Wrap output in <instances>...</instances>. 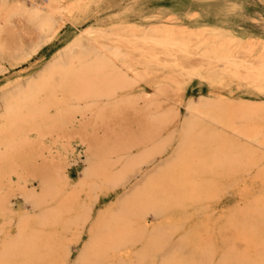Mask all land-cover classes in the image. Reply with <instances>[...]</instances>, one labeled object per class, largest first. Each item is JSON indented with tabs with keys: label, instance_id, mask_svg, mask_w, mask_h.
Wrapping results in <instances>:
<instances>
[{
	"label": "bare ground",
	"instance_id": "bare-ground-1",
	"mask_svg": "<svg viewBox=\"0 0 264 264\" xmlns=\"http://www.w3.org/2000/svg\"><path fill=\"white\" fill-rule=\"evenodd\" d=\"M92 1L0 0V56L10 50L3 35L17 21H24L42 40H49L63 25L59 19H76L87 12ZM115 27L109 32L98 30L93 37L74 39L46 63L38 79L16 86L0 99V185L10 181L11 174L19 175L16 169L22 166L21 171L36 153H42L38 150L46 134L66 129L76 121V115L82 120L81 130H85L104 121L106 113L139 103L129 93L146 69L134 70L126 62L128 55L123 48L145 51L147 65L155 61L156 53L143 48L160 50L183 73L178 62L191 56L196 40L192 32L187 35L162 26L138 33ZM205 34L213 38L205 58L230 69L234 77H240V69L244 70L243 81H249L253 91L264 98V42L254 61H247L237 58L235 52L245 51L250 56L255 51L253 43L234 45L235 40L218 30H206ZM240 58L243 61L238 63ZM195 67L191 70L194 75L198 74ZM164 89L168 90L159 85L151 96L143 95V109L150 113L158 110L160 105L156 106L153 95L163 96ZM219 99L189 101L183 107L184 116L177 107L159 113L147 120L141 140L130 146L125 142L129 147L121 146L122 151H117L116 145L88 143L85 166L76 181L57 178L62 183L54 187L59 180L52 186L50 179L39 178V193L26 188L24 182L22 197L33 215L23 214L15 235L6 236L7 240L3 237L6 241L0 247V264H70L72 246L80 249L73 264H264V154L245 144L264 150V103ZM51 111L56 114L50 116ZM86 112L95 116L93 122ZM172 124H176L174 132L164 135ZM32 133L37 140L30 139ZM4 184L7 181L0 190ZM231 188L240 191V201L247 205L240 210L223 206L219 216L207 218L208 211L216 210ZM255 190L258 196L249 197ZM105 199L110 202L103 205ZM1 202L0 210L6 212V199Z\"/></svg>",
	"mask_w": 264,
	"mask_h": 264
},
{
	"label": "rangeland",
	"instance_id": "rangeland-1",
	"mask_svg": "<svg viewBox=\"0 0 264 264\" xmlns=\"http://www.w3.org/2000/svg\"><path fill=\"white\" fill-rule=\"evenodd\" d=\"M86 11L87 12L74 20L59 19L60 24L63 25L49 40H42L39 33L32 28L30 29V27L24 21H17V23L15 22L16 24L15 26L13 25V29L11 28L10 30L9 28L8 30H6L7 32L5 31L6 33H4L3 35L5 40L3 39V43L6 42V47L9 45V47H7V50H10L7 51L4 56H0L4 59V61L3 59L0 60V99L9 91L12 92L11 90H15L17 88L16 86L23 87L26 82L28 84V81L30 83L33 80L35 81L36 78L38 79V76H40L43 68L48 63L53 61L56 57H58V52L62 53L64 49L68 48L67 46L70 45V43L72 45V43L75 42L73 41L74 39L78 40L79 37L80 40L81 38H86L88 36L93 37L94 33H98V30L100 32H109L112 31L115 26H117L115 27V29H123L138 33L149 32L152 29L161 28L162 26L169 28L172 31H180L187 35H191L189 33L192 32L196 40L193 39L195 41L192 44L191 56L186 59L181 58L179 60L178 63L181 64L184 69L182 73L173 65L174 62L172 59L170 60L168 58H165L162 54H160V50L158 51L157 49H151V51L148 47L143 48L145 50H148L150 53L152 52L153 55L154 53H156L154 55L155 61L147 65L148 59L144 55L145 51L133 52L129 49L123 48V52L125 53V55H128L126 62L128 64H131V67L134 70H142V68L146 69V73L142 75L143 78L139 80L141 82L137 81L136 85H134L129 93L131 94L130 97H133V99L137 98L135 100H138L139 103L137 102L134 107L122 106L118 110H116V113H106L104 121L101 122L102 124L98 123L90 129L86 128V131L83 129L81 130L82 120L79 115H76V121H74L72 125H68L66 129L59 132L56 131V134H54L53 132V135L46 134V137L44 136V138L41 139L44 142L40 140L43 144L42 147L39 146L40 142L39 144H36L37 146L35 145V149L38 150L37 147L39 146L40 150H38V152L41 151L42 153L39 152V155L36 153L37 155L35 154L34 159L29 161L28 163H25L26 166L23 165L24 167L23 169H21V171L19 168H21L22 166L18 167L16 169V172H20L19 175L11 174L10 181L6 179L4 182H2L5 183L7 181V184H4L6 186L4 187L3 185L2 189L0 190V203L2 204L1 201H5L6 199V203L4 202V209H7L5 207L8 206V209H10L11 213L7 212L8 209L6 210V212L2 209L5 214L0 210V232L2 233L3 230L5 231L4 234L0 233V237H2L0 238V247L2 245V242L4 243L7 240L6 236L9 238L15 235L17 223L23 214L33 215L30 207L25 204L23 200L21 186L23 188L26 183V188L30 190L34 189L39 193V178H46L47 180L50 179V181H53L52 183L50 182L52 186L55 185V181L57 182L59 179L62 180L63 178H68L71 181H76L85 166L87 146L89 145L88 143L91 142L92 145L102 144L103 146H108L111 144L110 146L114 147L116 145V150L117 148H119L117 151H122L123 149L121 146H123V148L125 149L131 144H134L136 142L135 140H141L140 137H143L144 129L147 128V120L158 116L159 113L165 114L166 110L176 107L179 109L181 115L184 116L185 113L183 107H185V105L189 101H196L199 98H220L224 101H232L242 104H253L260 102L264 103V98H260L253 91L252 85H249V81H243L245 77L244 70L240 69L244 75L240 74V77L239 75L234 77L230 73V69H227L226 67L225 69H223L222 67L224 66L216 62H213L214 64H212V61L207 60L204 56L207 51L211 50L213 44V42H211L213 40L212 36L205 34V31L218 30L222 32L227 38L230 39L231 37V39L235 40L234 45L245 46L247 43L246 46H249V44L251 45L253 43L255 51L252 52L250 56L247 55L245 51L238 50L235 53H237V58L242 57L243 60L246 59L247 61H254V57L257 56L258 52L260 51V44L264 42V0H94L90 4H88V6L86 7ZM62 21L65 22L63 23ZM179 25L183 26L182 28H184L185 31H181L182 29ZM174 26L175 28H173ZM178 28H180L181 30H179ZM92 29L94 32H92ZM135 29L137 31H135ZM88 31L92 33H89ZM83 32L85 35L82 34ZM30 38H34L35 40H32ZM40 40L41 42L36 43V41ZM199 40L203 42L206 41V44H200ZM256 41L258 44L256 43ZM255 43L257 44V46ZM34 44L37 47L34 46ZM199 44L202 46H200ZM10 45L12 49L10 48ZM19 45L21 47H19ZM16 50H18V52ZM28 50L31 52H27ZM241 52L243 54L245 53L246 56L239 55ZM22 55H24L25 59ZM139 55H141V57L143 56L144 58H139ZM9 56L11 58H9ZM160 57L164 59L162 60ZM17 58H19V62H16L18 61ZM131 58L133 60H131ZM242 58L236 61L240 63L241 61L239 60H242ZM145 59H147V62ZM195 59L198 60V62H196ZM194 65H197V67H199L198 69L197 67H195V69L198 71V74L195 75L191 73V70L194 71ZM200 65L202 66V69L200 68ZM206 65H208L209 67ZM124 69V67L119 66V70H122V72H125ZM220 69H223V73L220 72ZM218 75L220 76L218 77ZM129 76H131L130 78L132 80L135 79L133 81H136L134 73H130ZM220 77L222 78V80ZM210 79H212L213 81ZM223 79H225V83ZM174 80H176V82ZM221 83L224 84L222 85ZM159 85L167 87L168 90L164 89L166 91H164L163 96H158L157 94L153 95L152 100L155 102V104L157 103L156 106H158L159 104L160 108L157 107L158 110L156 111L155 109H152L155 112L150 113L152 112L151 110H144L146 106V103L144 102L146 101L142 98L143 95L144 98L151 96L154 92L153 89H155ZM138 97L141 101L138 99ZM148 100L150 102V99ZM101 105L105 106L106 104ZM160 109L162 112H160ZM55 114V111L50 112V116ZM85 114L88 115L87 118L91 117V122L94 121V115L91 116L88 112H86ZM175 126L176 124L170 125V129L168 128L164 135L174 132ZM60 134L61 137H59ZM55 136H57V138ZM78 136L80 138H78ZM65 138L67 140H64ZM30 139L37 140V135L32 133L30 135ZM83 142H85L84 145H82ZM125 142H127L129 146ZM245 144L247 147L258 149V152L264 154L263 149H259L256 146L254 147L253 144L248 142H245ZM56 165H58L59 167ZM262 165L264 166V163ZM53 169L55 170L53 171ZM25 177L27 178L25 179L26 181L24 180ZM30 177H32L33 179ZM51 177L54 178L52 179ZM21 178H23L24 181ZM60 180L54 187H58L59 185H61L62 181L60 182ZM16 186L19 187L20 190L17 189ZM8 188L10 191L8 190ZM239 192L240 191L236 188L229 189L224 201H222V204L217 206L216 210L211 209L210 212L208 211L207 218L215 219L220 215L219 209H221V207L223 206L227 209L240 210L245 205H247L244 202L240 201ZM250 196L251 198H255L256 196H258L257 190H255L253 194L251 192V194H249V197ZM251 198H248V200L250 201ZM109 202L110 201L108 199H105L103 205ZM237 246L238 249L241 247L239 244ZM71 249L72 255L70 264H73L78 250L80 249L77 250L75 246H72Z\"/></svg>",
	"mask_w": 264,
	"mask_h": 264
}]
</instances>
